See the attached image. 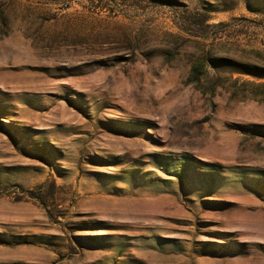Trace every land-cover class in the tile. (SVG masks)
Here are the masks:
<instances>
[{"label":"rangeland","instance_id":"374dc122","mask_svg":"<svg viewBox=\"0 0 264 264\" xmlns=\"http://www.w3.org/2000/svg\"><path fill=\"white\" fill-rule=\"evenodd\" d=\"M0 264H264V0H0Z\"/></svg>","mask_w":264,"mask_h":264}]
</instances>
